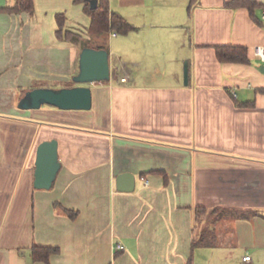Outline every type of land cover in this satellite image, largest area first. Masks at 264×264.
Instances as JSON below:
<instances>
[{
    "label": "crops",
    "instance_id": "obj_1",
    "mask_svg": "<svg viewBox=\"0 0 264 264\" xmlns=\"http://www.w3.org/2000/svg\"><path fill=\"white\" fill-rule=\"evenodd\" d=\"M32 1L14 12L4 8L16 0H0L3 106L73 86L90 39L85 2ZM108 1L133 28L109 32L111 78L89 84L91 109H0V264H187L191 254L193 264H264V64L254 53L264 0L261 23L229 0L190 12L191 0ZM59 13L78 40L59 37ZM223 44L247 47L250 62H220ZM50 139L61 167L37 188V148ZM125 172L133 191L117 188ZM195 206L233 210L199 225ZM206 228L216 243L192 252ZM34 245L59 251L36 261Z\"/></svg>",
    "mask_w": 264,
    "mask_h": 264
},
{
    "label": "water",
    "instance_id": "obj_2",
    "mask_svg": "<svg viewBox=\"0 0 264 264\" xmlns=\"http://www.w3.org/2000/svg\"><path fill=\"white\" fill-rule=\"evenodd\" d=\"M98 0H90L91 8L97 6ZM264 71V65L261 66ZM111 78L110 52L107 49L85 46L79 57V71L73 76L74 86L51 88L37 87L27 90L19 102L23 109H36L43 105L55 106L63 110H89L93 103L92 88L89 85ZM185 83L189 80L188 62H185ZM34 185L37 188L52 187L61 163L56 139L44 140L37 148ZM136 187L134 174L125 172L117 177V188L120 191H133Z\"/></svg>",
    "mask_w": 264,
    "mask_h": 264
},
{
    "label": "trees",
    "instance_id": "obj_3",
    "mask_svg": "<svg viewBox=\"0 0 264 264\" xmlns=\"http://www.w3.org/2000/svg\"><path fill=\"white\" fill-rule=\"evenodd\" d=\"M77 2H85V10L91 17V24L89 27L90 39L84 42L85 46H91L94 48H104L108 50V37L110 31H117L119 33H126L130 31L133 26L121 16L118 12L113 11L109 7L108 0H98L97 6L95 8L90 7V0H75ZM198 0H191L189 6V12L192 10V7ZM225 6L228 8H238L246 7L249 10V13L253 20L257 23H261V20L258 16V10L262 8V5L257 0H229L225 2ZM4 10L9 11H31L33 10V1L32 0H16L13 6L4 8ZM64 14H57V20L59 23L58 34L59 37L67 35L71 39L78 40V36L73 32L64 31ZM216 56L220 62H238V63H249L250 57L248 49L245 46L240 45H216L214 46ZM75 85V82L72 83ZM241 105H244L241 103ZM233 209H228L226 207H214L208 208L205 206H195V222L196 224H203L207 219V222H216L224 219ZM68 211V210H67ZM71 216H74L72 211H69ZM207 223V224H208ZM217 241L216 231L213 229H203L202 232H199L196 235L191 244V251L193 252L196 247H204L215 244ZM58 247L55 246H41L34 245L32 249L33 258L36 261H48L52 253L58 252ZM187 264H193V254L189 257Z\"/></svg>",
    "mask_w": 264,
    "mask_h": 264
},
{
    "label": "built area",
    "instance_id": "obj_4",
    "mask_svg": "<svg viewBox=\"0 0 264 264\" xmlns=\"http://www.w3.org/2000/svg\"><path fill=\"white\" fill-rule=\"evenodd\" d=\"M113 34H116V33H113ZM254 53H255V56H256L260 61H262L263 64H264V45L256 46ZM121 80H122V81H126V80H127V77H122ZM234 96H236V93H235V92H234ZM144 181H145V184L148 183V181H147L146 179H144ZM115 248H117V249H123L124 246L121 245V244H117V245L115 246ZM250 258H251L250 255H246V256H244V259H245V260H249Z\"/></svg>",
    "mask_w": 264,
    "mask_h": 264
},
{
    "label": "rangeland",
    "instance_id": "obj_5",
    "mask_svg": "<svg viewBox=\"0 0 264 264\" xmlns=\"http://www.w3.org/2000/svg\"><path fill=\"white\" fill-rule=\"evenodd\" d=\"M72 79H73V78H72ZM19 102H20V100H19ZM19 102H18L16 105H15V104H14V105L12 104V105H7V106H6V105L3 106V105L0 104V109H2V110L5 109V110H7V109L10 108L9 110H11L12 108H14V109H18V110H23V108H21V107L19 106ZM206 221H207V219H206ZM207 223H208V222H207ZM207 223H205V224H207ZM203 224H204V223H203Z\"/></svg>",
    "mask_w": 264,
    "mask_h": 264
}]
</instances>
